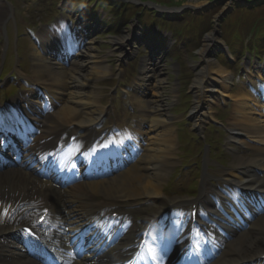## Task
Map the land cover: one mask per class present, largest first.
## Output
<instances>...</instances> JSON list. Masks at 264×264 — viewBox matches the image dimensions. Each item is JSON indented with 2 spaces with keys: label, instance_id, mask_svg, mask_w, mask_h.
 I'll return each mask as SVG.
<instances>
[{
  "label": "bare ground",
  "instance_id": "1",
  "mask_svg": "<svg viewBox=\"0 0 264 264\" xmlns=\"http://www.w3.org/2000/svg\"><path fill=\"white\" fill-rule=\"evenodd\" d=\"M3 4L4 2L0 0L1 31H4L2 27L8 19V12L9 15L12 14ZM40 34L41 38L38 42H33V75L30 80L36 81L35 83H39L40 86L44 85L43 88L48 93L47 97H39L33 92L26 101L24 97L18 96L15 101H25V103L15 104V109L7 112L5 116H13L18 110L16 117L23 122L25 120L21 117L20 111L35 114L31 123H35L40 133L36 139L34 138L35 141L30 145L31 147L27 148L28 153L24 154V159L28 160L30 157L35 159L34 156H36V160L42 163L47 154L54 152L51 150L54 149L60 137L70 130L76 132L82 129L87 135V141L95 139L98 132L94 127L104 113L105 104H102V99H99L100 92L97 93L91 83L99 71L97 66L88 67L84 65L83 60L81 62V59L87 56L81 36L76 35L75 38L71 36L70 38L76 43H69L66 31L63 35H51L49 30L43 29ZM82 35L90 38L89 33H82ZM214 39L212 34L205 39V45L200 51L203 56L210 49ZM54 44L59 48L58 50H53ZM88 54L92 55L91 58L96 57L92 50ZM66 59L68 60L64 61ZM96 62L98 63L99 60ZM203 63L202 66H196L198 73L194 86L196 89L201 88V84L207 78L213 82L211 84L213 87L208 90L211 96L204 98L205 100H201L200 93L194 98L192 110L193 116L196 115L197 125L214 117L212 105L216 100L212 91L215 90L219 97L224 98L229 87L226 79L228 70L215 65L208 58H205ZM145 69L146 67H143L142 71ZM101 73L108 74L109 67L103 68ZM247 78L248 87L240 88L236 92L229 127L233 131L231 140H238L252 146L253 155L249 158L242 154L236 155L232 166L219 171V174L222 175L224 185H229L232 190L244 187L264 192V180L258 177L260 171L264 172V95H262L264 75L261 71L250 72ZM142 81L145 83L147 81V93L144 96L135 94L131 98L132 104L137 109L136 119L129 121L126 118L125 124L128 125L126 122H129L131 127L128 129L122 127L115 135L123 144L130 142L134 144L135 138L138 139L136 156L134 159H127V166L124 169L114 170L108 175L97 174L96 180H90L93 174H86L84 177L88 181H80L65 190L54 186L49 179L37 178L26 166L19 165L0 171V264H41L29 255L27 247L31 252L33 243L30 239L22 238L19 231L25 224L37 227L36 215L44 208L51 210L47 214V218H50L48 225L51 231L45 232V240L50 245L49 248H53L65 264H114V262L129 264L128 259L136 250L133 238L135 237L136 240L145 235L138 231L139 225L130 224L131 220H124L122 227L120 224L104 220L103 217L108 215L109 211L102 210L115 206L128 211L132 210L127 208H132V203L137 199L149 200L152 197H160L164 170L172 162L171 158L174 156L176 145L169 118L161 112L163 79L152 70L151 73L144 75ZM46 98L52 100L51 108L43 103ZM218 100L223 101L220 98ZM13 122H15L14 117L6 120L2 125V128H5L4 131H7ZM1 132L0 130V134ZM127 134L131 136V139L128 142L122 141ZM45 139L47 142H40ZM68 150L71 156L80 155L78 159H81V162L84 160V155L78 153L74 146L68 147ZM60 159L68 161L69 158L62 155ZM45 165L48 167L49 163L44 164V168ZM50 165L54 164L50 163ZM213 191L215 192L216 189L213 188ZM238 194L241 195L239 192L231 193L229 200L240 203ZM217 196L223 205L220 222L228 227L231 236L226 249L219 253H216L215 243L208 242L210 250L208 253H215L212 257L208 255L209 264H256L257 254L264 253V212L255 210L249 224L246 223L249 220L247 217H240L239 220L246 223L243 225L234 213L238 211V206L231 204L218 194ZM245 196L251 197L250 194ZM175 201H168V203L174 204ZM261 201H264V198ZM20 202L26 203L19 205ZM213 204L218 203L214 201ZM208 205H212L210 200ZM165 206L167 205L163 204L154 214L135 210L140 216V224L142 225L151 217L158 216ZM225 211H229L231 219L223 216ZM7 214L8 219L3 218ZM99 216L102 218L99 219ZM94 222L96 224L85 231L88 241L93 243L92 246H88L87 256L73 257L71 238L76 237L78 240L77 233L81 230L80 228ZM127 225H129L128 229ZM159 226L160 223L151 224L153 230L158 229ZM237 228L240 232L236 233ZM161 229L165 227L159 230ZM103 230L122 234L119 244L115 247L110 246ZM148 231L153 235L155 233L151 229ZM157 234L164 235L165 231H159ZM157 234L155 233L154 236ZM172 234L183 235L184 229L173 230ZM95 239L100 242H95ZM124 247L128 250L122 252ZM129 252L130 255L127 254ZM206 255L204 254L203 257Z\"/></svg>",
  "mask_w": 264,
  "mask_h": 264
},
{
  "label": "rangeland",
  "instance_id": "2",
  "mask_svg": "<svg viewBox=\"0 0 264 264\" xmlns=\"http://www.w3.org/2000/svg\"><path fill=\"white\" fill-rule=\"evenodd\" d=\"M30 1V6L25 5L26 10L22 8L21 4H18L17 7L18 11H16V17L18 20L19 29L21 30L23 29V26L26 25L28 27L30 26L31 29L34 31L36 27L49 28V23L47 21L54 22L56 19L66 17L67 15H69L68 17L70 18H73L72 15H74L75 19L80 18L82 20L83 25L93 24L92 22H87L88 18H97L98 22L96 23L98 25H103L101 27H97L96 31L93 33L94 35L93 38H91L90 40L92 41L90 46H92V51L96 52L98 58L104 60V64L97 65L100 66L98 67V69L102 70L105 65H110L112 67L113 74L107 76L106 78H102L101 74L98 73V78H96V80L94 79L92 82L94 83L96 92H100L99 99H102V103L107 105L105 108L106 112L103 117L104 119L101 120V122H103L102 126L104 125L103 129L113 127L109 121H106V118L110 117L108 105H110L109 110H111L112 107H116V109L121 112L127 111L126 103L123 101L122 98L120 100H117L116 102L112 101L113 97L118 94V89H120L123 95L126 96L124 94V86L114 85L116 79L118 81H122L123 79V74L118 73L116 62L120 61L122 62V65L125 66L128 60H134V56H137L139 54L141 48L144 51L148 52L149 48L146 47L148 45L146 42L149 40L145 35L146 32L141 27H139V37L145 39L144 44L140 41L135 43L134 38H128V35L131 34L132 30H135V34L137 35V25V28L131 27L132 24L135 22V17L128 19L126 21L127 24L125 26H120V32L117 31L119 26L114 19H111L114 24L109 25V28H105L108 18H106L103 9L97 7V5L90 6L89 2L87 3V0L84 1V3H82L83 0ZM155 1H157L158 7L152 9L149 4L145 9L154 11L153 16L157 14L159 18L155 20V22H159L160 19L163 18L166 23H174V25H177V27L173 26L174 28H172L175 30V33L170 32L169 35H167V39L164 40V44L169 50V48L172 47L169 46L168 40H170L171 37L176 38V41L174 39L173 41L177 45H180V47L176 48L174 52H171L169 58L172 60V63H174L173 59L176 58L180 59L179 63L183 61L184 63H182L183 65L181 66V69H183L185 66L186 71H188V68H186L188 64L191 66V69L198 63H200L201 66L204 65V56L201 54L200 51L205 45L204 40L206 39L209 33L213 34V37H215L213 43H211L210 45V49L206 52L210 59H215L216 55H221L225 58L222 53L227 52L228 54V46L229 49H231V51L233 52V58H225V63L229 67L227 70L229 71L228 77L230 79V84L228 87L227 96L225 100L222 101L220 104L223 108V111L227 109L228 111L219 113V115H223L224 119L228 118L227 121L229 122L230 114L232 112L231 103L229 101H233L235 99V94L237 90L242 87L243 84L246 83L247 65L249 66V64H251V66L253 67V72H256L255 70L258 67H264V41L261 37V35L264 33V0ZM34 2H36L35 6L32 5L34 4ZM108 2H117L121 6H124L125 4L135 6L123 0H111ZM138 9L139 7L136 6L135 11ZM128 10L129 8H126V10L124 11V15H128ZM134 15L135 14H133V16ZM112 16L113 15H110V18H112ZM68 17H66L65 19H60V21H57L56 24L66 22ZM148 18L149 17L146 12L138 14V19ZM12 22H14V19L8 23L9 27H11L13 24L12 30L9 31L11 50H13V43L16 41L17 36L21 35V31L18 35L16 26H14V23ZM253 26L256 27L254 30H252ZM102 31H104L103 34H101ZM164 31L169 32L168 29H165ZM22 33H25V31H22ZM235 35H241L245 38L243 39V37H241V40L249 49V53L247 54L248 59L245 58L244 51L239 52L237 50L238 47L246 46L242 45L239 41V37H236ZM5 38L6 37L4 35L1 40ZM200 38L203 39L201 40V44H199V46L194 45V43L197 42ZM247 38H249V40H246ZM23 39L26 40L25 38ZM251 39L254 40V44L253 40L251 41ZM122 41H126V43L123 44ZM256 54L261 55L260 58H257ZM244 59L248 60L250 63L247 64V62H243ZM14 60L15 57L13 61ZM89 61V56L83 58L84 65L90 66L91 62ZM1 64L2 59H0V68ZM11 65H13V63H11ZM241 65L242 67H240ZM6 66L9 67L8 63L6 64ZM16 66L17 61H15L14 63V67ZM169 66H171V64H169ZM22 68L27 70L28 65L24 64ZM161 71L163 72L162 74L166 77L167 84L165 85V87H171L172 82L174 81V77L170 74V69H164ZM185 72H181L180 74H178V76L182 79V74ZM4 73H7L6 70L4 71ZM102 80H104V82H102ZM3 84L4 87L2 89V93H4L5 91L14 92V84L12 79H5L3 81ZM207 85H209V83H207ZM171 90L172 87L167 89V91L162 92V97L166 100V104L164 106L173 114L177 115V121H179L178 128H180L178 130V133L180 131V134H177V139L180 144V149L182 144L184 148L188 150H194L196 158L200 163L195 164L194 166L190 164V162L184 163L180 159H178L177 164L175 165L173 173L171 175V178L173 179L174 183H183L185 185V183L188 182V179L193 176L192 171L195 169L196 166L200 165L201 169L204 171L203 161L206 159V143L212 140L213 144L214 141L216 143H219V148H224L225 153L228 150L233 152L235 150L237 153H243L242 151L246 150L248 153H251V149L245 143L241 141H231V133L228 130L227 126L228 123H225V128H211L209 130H204L203 132H201V130L197 126L193 125L192 117H190V111L194 93L188 87V85H186V83H183L180 88H176V90H173V93L171 92ZM203 90H205V87H203ZM165 100L163 99V101ZM216 124L218 123H215V125ZM192 132L200 133L199 138H195L198 143L195 141H191L190 136ZM204 135H206V138L204 137ZM213 137L216 138L213 139ZM249 141L254 142L253 140ZM210 158L212 160V163L208 164L207 169L216 176L215 178H211L210 182L217 183L220 181V178L217 177L219 176L218 172L223 168L220 167L215 161L218 160L221 163H224L226 167H230L232 158L230 159L225 154L220 153H210ZM199 172L200 171H198V173ZM178 173L179 176H175ZM260 174L264 178V172L260 171ZM182 192L183 191H179V193Z\"/></svg>",
  "mask_w": 264,
  "mask_h": 264
}]
</instances>
